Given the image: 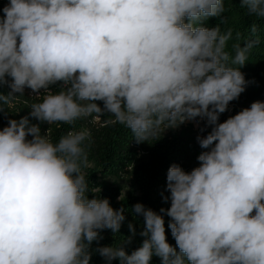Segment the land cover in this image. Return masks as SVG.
Returning a JSON list of instances; mask_svg holds the SVG:
<instances>
[{
    "label": "clouds",
    "instance_id": "obj_1",
    "mask_svg": "<svg viewBox=\"0 0 264 264\" xmlns=\"http://www.w3.org/2000/svg\"><path fill=\"white\" fill-rule=\"evenodd\" d=\"M238 3L252 20L247 36L222 30L225 0H7L0 112L25 89L36 102L0 127V264H90L101 233H120L125 209L85 178L90 129L49 135L103 115L137 144L187 122L205 133L198 166L167 170L169 206L133 205L141 245L126 251L129 223L123 242L95 249L106 264H264V101L220 120L250 83L241 68L261 43L264 0ZM212 17L220 23L206 26Z\"/></svg>",
    "mask_w": 264,
    "mask_h": 264
},
{
    "label": "trees",
    "instance_id": "obj_2",
    "mask_svg": "<svg viewBox=\"0 0 264 264\" xmlns=\"http://www.w3.org/2000/svg\"><path fill=\"white\" fill-rule=\"evenodd\" d=\"M6 3L7 0H0V8ZM225 6L228 9L225 13L228 23L221 25L222 30L234 27L247 36L252 20L240 9L238 0H225ZM219 23V17H212L206 21V26L213 27ZM260 38V45L252 50L248 61L241 68L246 80L250 83L239 99L231 102L229 110L221 115V122L243 108L249 107L254 101H264V22H261ZM231 43L232 41L229 42V48ZM58 87L59 85L52 86V90L55 91ZM9 91L10 89L6 85L0 88V92L4 94ZM35 102L36 98L29 97L27 94L11 101L4 111L0 112V127L6 126L10 118L19 119L21 116L28 115L29 106ZM110 121L111 117L108 115L94 116L78 120L74 126L51 125L49 131L50 137L55 142L68 131L90 129L93 142L87 150L88 163L84 168L89 190L97 196L107 197L113 208L123 207L125 209V221L120 233L114 237L110 230H104L101 233L103 239L93 242V255L90 264H106V261L95 249L99 246L119 245L123 242L131 235L128 228L129 223L135 226L136 235L130 243L124 244L126 251L130 254L141 245L143 237L139 233L143 228V217L133 211V205L142 203L157 212L162 207L167 208L170 202L164 201L162 190L166 189V174L169 166L175 163L184 170L190 171L198 164L197 156L202 151L199 144L191 145L190 130L193 126L184 127L172 137L162 134L158 140L137 144L132 140L133 136L130 130L119 123ZM33 123L36 121L33 120ZM40 127L43 134L49 125L41 123ZM125 174H129L133 178V183L138 191L137 195L132 193L122 197L120 186H115L107 181L108 178L118 179ZM165 222L168 242L175 246L170 229H167V217H165ZM113 264H119V262L113 261ZM152 264H160V259L154 256Z\"/></svg>",
    "mask_w": 264,
    "mask_h": 264
},
{
    "label": "rangeland",
    "instance_id": "obj_3",
    "mask_svg": "<svg viewBox=\"0 0 264 264\" xmlns=\"http://www.w3.org/2000/svg\"><path fill=\"white\" fill-rule=\"evenodd\" d=\"M37 122V121H36ZM200 127H203V122H201ZM184 128L183 125L175 128V129H167L163 135L166 137H172L173 135H177L180 130H182ZM204 133H201L199 131V127L195 126L190 130V136L192 138V142L191 145H198V142L196 140L197 135H203ZM196 156V155H195ZM91 166V165H90ZM196 166H198V164H196ZM195 166V167H196ZM107 181H109V183L115 185V186H120L121 188V193H122V197H125L129 194H138V191L133 183V178L129 175V174H125L124 176H121L120 178L116 179V178H108ZM162 193L164 196L168 195L166 189L162 190Z\"/></svg>",
    "mask_w": 264,
    "mask_h": 264
},
{
    "label": "built area",
    "instance_id": "obj_4",
    "mask_svg": "<svg viewBox=\"0 0 264 264\" xmlns=\"http://www.w3.org/2000/svg\"><path fill=\"white\" fill-rule=\"evenodd\" d=\"M24 94H27L29 97H34L35 94L31 92L30 89H25V93ZM184 127H188V126H193L195 127L196 124L194 122H187L185 124H183Z\"/></svg>",
    "mask_w": 264,
    "mask_h": 264
}]
</instances>
